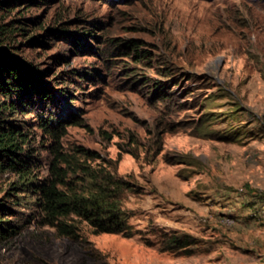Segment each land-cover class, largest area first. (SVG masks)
I'll return each instance as SVG.
<instances>
[{
	"label": "rangeland",
	"instance_id": "rangeland-1",
	"mask_svg": "<svg viewBox=\"0 0 264 264\" xmlns=\"http://www.w3.org/2000/svg\"><path fill=\"white\" fill-rule=\"evenodd\" d=\"M9 4L3 22L27 29L10 41L16 57L46 80L73 70L47 112L80 120L67 126L63 150L93 151L130 183L122 205L133 235L94 234L82 223L70 240L30 221L0 240V264H264V0ZM127 41L148 51V62L121 55ZM24 109L18 117L44 160L34 122L46 112ZM226 130L235 141L216 139ZM10 180L0 174V195ZM35 210L27 197L17 222ZM181 234L195 244L159 250Z\"/></svg>",
	"mask_w": 264,
	"mask_h": 264
},
{
	"label": "trees",
	"instance_id": "trees-1",
	"mask_svg": "<svg viewBox=\"0 0 264 264\" xmlns=\"http://www.w3.org/2000/svg\"><path fill=\"white\" fill-rule=\"evenodd\" d=\"M9 2L11 0H0V174L11 175L7 188L0 195V240L15 236L30 221L37 226L53 228L57 236L70 240L79 238L82 223L94 234L131 237V213L122 205L125 194L132 190L130 183L116 175L93 151L78 146L63 150L61 140L67 126H79L80 120L75 115L63 119L55 110L47 112L58 93H65L58 86L62 77L73 70L62 71L57 77L49 74L51 77L46 80L45 71L16 57L18 48L10 41L14 40L15 33L24 36L27 29L13 26V20L8 24L3 22L5 14L10 12ZM25 9L24 6L18 12ZM26 21L33 24L32 28L39 24L35 19ZM86 35L78 33V37ZM35 41L37 39L32 43ZM118 48L127 51L120 52L121 55L134 52L132 60L135 62L150 59V53L140 50L134 41L120 44ZM32 105L46 112L38 115L34 122V127L45 138L40 144L46 154L44 160L34 147L35 137L30 128L18 117L24 108ZM216 137L219 141L231 142L235 141L236 134L226 130ZM158 140L157 137L156 144ZM42 162L45 175L40 176L38 169ZM27 197L33 199L36 210L32 216L17 222L18 208ZM195 241L187 234L168 235L159 242V250L176 253L194 245Z\"/></svg>",
	"mask_w": 264,
	"mask_h": 264
}]
</instances>
